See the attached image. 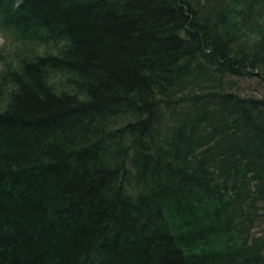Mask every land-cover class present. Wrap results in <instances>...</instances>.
Segmentation results:
<instances>
[{
  "label": "trees",
  "instance_id": "obj_1",
  "mask_svg": "<svg viewBox=\"0 0 264 264\" xmlns=\"http://www.w3.org/2000/svg\"><path fill=\"white\" fill-rule=\"evenodd\" d=\"M13 4L0 264H264V0Z\"/></svg>",
  "mask_w": 264,
  "mask_h": 264
},
{
  "label": "clouds",
  "instance_id": "obj_2",
  "mask_svg": "<svg viewBox=\"0 0 264 264\" xmlns=\"http://www.w3.org/2000/svg\"><path fill=\"white\" fill-rule=\"evenodd\" d=\"M22 3L23 0H14V9H19ZM23 43V41L15 39L7 29L0 27V88L3 92V96L0 97V111L7 110L14 98L21 93L20 85L13 82L9 74L23 69L22 58L18 56ZM67 43L66 40L62 41L61 46ZM59 82V77L56 76H50L45 81L46 86L57 96L63 94ZM77 99L83 101L84 97L79 96Z\"/></svg>",
  "mask_w": 264,
  "mask_h": 264
}]
</instances>
